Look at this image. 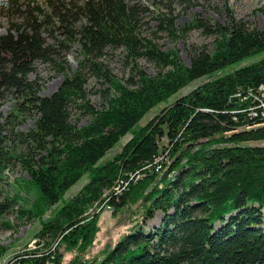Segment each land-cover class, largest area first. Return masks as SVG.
<instances>
[{"label":"trees","instance_id":"16d2710c","mask_svg":"<svg viewBox=\"0 0 264 264\" xmlns=\"http://www.w3.org/2000/svg\"><path fill=\"white\" fill-rule=\"evenodd\" d=\"M185 1L204 7L211 0ZM46 6L0 0L8 23L0 32V99L10 100L0 118V180L14 161L27 174L0 200V216L32 193V203L18 206L19 217L39 221L36 248L12 260L85 264L99 231L98 216L85 212L107 202L112 212L130 209L131 230L87 264H264V55L220 73L264 51V28L235 19L225 1V23L196 14L177 27L171 9L158 13L157 29L171 38L193 28L213 36L211 48L194 49L185 64L176 48L162 49L142 34L140 9L129 0H46ZM53 26L63 36L49 42L45 32L51 37ZM68 42L78 44L74 69L61 55ZM106 47L123 48L132 63L130 85L100 59ZM140 57L160 70L148 74ZM39 60L63 74L47 95L38 75L31 77ZM89 73L109 86L98 108L87 97ZM203 76L138 124L158 102ZM72 107L89 116L86 123L72 121ZM30 116L33 124L20 128ZM126 133L120 151L104 159ZM134 173L141 177L129 179ZM84 176L79 190L54 208ZM157 210L160 224L144 229ZM6 250L0 245V256ZM61 250L75 253L63 259Z\"/></svg>","mask_w":264,"mask_h":264},{"label":"rangeland","instance_id":"374dc122","mask_svg":"<svg viewBox=\"0 0 264 264\" xmlns=\"http://www.w3.org/2000/svg\"><path fill=\"white\" fill-rule=\"evenodd\" d=\"M43 8L48 10L46 6V0H34ZM81 2L82 0H78ZM223 1L227 3L230 8L231 13L234 18L241 20L249 27L264 28V0H211L210 4L207 6H200L196 3H188L185 0H129L131 4H136L139 7V18L141 24V32L146 37L152 38L157 42L158 46L162 49L168 47H174L178 50L181 60L185 63H189L190 55L193 53L194 49H202L204 46L206 49L211 48V41L213 36L207 35L201 31V29H190L185 34L180 35L177 39L171 38L167 32L157 29V19L156 15L158 13H164L169 15V10H172L173 15H175L174 25H183L191 19L193 15L200 14L202 16H207L211 20H218L225 23L227 20L226 12L223 6ZM7 19L0 15V32H5L7 27ZM52 36L47 35V40L53 42L56 38L61 39L62 33L59 29L54 26L51 29ZM68 48L61 50V55L65 62L71 69H74L77 63L79 55L78 44L75 42H68ZM60 55V56H61ZM264 55V51L257 53L253 56L245 58L238 63L227 66L222 69L220 73L227 72L236 66L243 65L245 63L259 59ZM100 59L108 66L111 72L120 79L124 84L130 85L129 78L132 75V63L130 60L125 58L124 50L122 47L112 48L106 47ZM57 62L59 60L57 59ZM137 64L144 69L148 74H155L160 70V67L156 64L150 62L144 57L137 59ZM38 75L42 80V87L40 93L47 95L53 92L58 85L61 83L63 74L55 69V64L46 63L43 61H35L34 72L31 73V77ZM135 79V77H132ZM208 76H203L190 82L188 85L182 87L177 92L170 95L165 100L158 102L154 105L142 118L138 121V124L144 123L149 119L155 112L159 110L160 107L167 103L173 102V100L179 95L186 93L191 88H193L198 83L206 80ZM86 92L89 102L96 108L100 107L103 103L104 94L109 91V86L106 82L101 79L96 78L90 73L87 76L86 82ZM10 105V100L0 99V118L5 116V112ZM33 116L25 118L20 123V128L27 129L33 124ZM71 119L77 125H81L87 122L89 119L88 115H85L79 111L77 107L71 108ZM5 131H2L4 133ZM130 134L126 133L120 140L112 147L105 158L112 157L116 152L120 151L121 145L129 138ZM262 141H260L261 143ZM166 143V139L163 140ZM4 148H8V145L2 143ZM161 156V157H165ZM160 159V158H159ZM129 177L139 178L140 173H134ZM134 176V177H133ZM26 178L27 174L22 170L21 166L17 162H11L6 167L2 179L0 180V200H2L6 195L12 196V194L17 191L16 181L19 178ZM135 180V179H134ZM86 181V176L78 180L74 185L67 190L63 199L60 200L53 207H58L64 200L71 198L81 187V185ZM108 190H105L104 194ZM19 194L24 195V192ZM27 201L20 200L14 205L11 211L0 216V245L6 247V252L0 256V264L5 260H12V257L23 250H29L36 248V238L34 237V231L39 226V221L36 218L28 219L26 217H19L18 206H27L33 201V194L29 193ZM52 207V208H53ZM134 206H132L133 208ZM52 208L46 211L44 217L50 215ZM130 209L120 208L116 212L111 211V206L107 202L101 204V202H95L89 206L85 212L86 217H91L93 215L98 216L99 231L96 234L93 244L85 252L84 256L87 258L85 264L89 262L94 256H100L107 246L111 247L115 241L120 239L126 232L131 230V223L128 222ZM162 217V212L157 210L152 218H148L145 222H142V227L144 229H152L153 226H158L160 224ZM8 222L11 226L5 225ZM61 249H63L61 247ZM63 253V259L71 258L75 251H65L61 250Z\"/></svg>","mask_w":264,"mask_h":264},{"label":"built area","instance_id":"2783aa9c","mask_svg":"<svg viewBox=\"0 0 264 264\" xmlns=\"http://www.w3.org/2000/svg\"><path fill=\"white\" fill-rule=\"evenodd\" d=\"M2 264H16L13 260H5ZM50 264H54V262H51Z\"/></svg>","mask_w":264,"mask_h":264}]
</instances>
